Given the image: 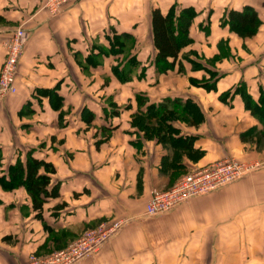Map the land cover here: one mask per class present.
<instances>
[{"label":"crops","instance_id":"1","mask_svg":"<svg viewBox=\"0 0 264 264\" xmlns=\"http://www.w3.org/2000/svg\"><path fill=\"white\" fill-rule=\"evenodd\" d=\"M156 7L195 11L166 71ZM246 8L260 19L252 35L224 21ZM21 25L18 89L0 102V178L32 155L54 167L39 172L57 194L37 209L24 184L0 179V264H26L114 220L122 228L75 264H264V122L245 97L260 103L264 91V0H78L57 14L44 0H0V69ZM227 157L260 165L145 214L154 189Z\"/></svg>","mask_w":264,"mask_h":264},{"label":"built area","instance_id":"2","mask_svg":"<svg viewBox=\"0 0 264 264\" xmlns=\"http://www.w3.org/2000/svg\"><path fill=\"white\" fill-rule=\"evenodd\" d=\"M76 1L78 0H44V7L57 14L63 7ZM27 38L28 31L21 25L6 41V57L0 69V102L17 92V73ZM259 165L257 161L227 157L198 167L183 174L169 188L154 189L147 202L145 214L155 216L166 212L194 197L236 181ZM122 226V220H114L109 224L103 223L87 229L64 248L47 255L31 253L26 264H75L83 257L97 252Z\"/></svg>","mask_w":264,"mask_h":264},{"label":"trees","instance_id":"3","mask_svg":"<svg viewBox=\"0 0 264 264\" xmlns=\"http://www.w3.org/2000/svg\"><path fill=\"white\" fill-rule=\"evenodd\" d=\"M192 8H186L181 13H177L175 7H172L167 13H164L159 7L152 10V26L154 44L157 49L156 65L159 70H168L175 66L179 59L182 47L191 40L189 36V27L195 16ZM229 23L232 29L245 32L246 35H252L260 25V19L255 10L246 8L244 11H231L224 19ZM117 38H112V40ZM179 70H183V65L179 60ZM247 103L254 113L261 114L260 118L264 122V91H262L261 102L251 103L248 95H245ZM264 138V132L261 133ZM25 166V165H24ZM18 163L11 167V178H0L6 183L12 185L22 183L31 193L34 207L41 209L45 200L57 194L54 187H49L51 177L47 173H40V167H44L46 172L54 171V167L46 162L40 161L29 155L26 166Z\"/></svg>","mask_w":264,"mask_h":264},{"label":"rangeland","instance_id":"4","mask_svg":"<svg viewBox=\"0 0 264 264\" xmlns=\"http://www.w3.org/2000/svg\"><path fill=\"white\" fill-rule=\"evenodd\" d=\"M193 19H194V17H193ZM193 19H192V20H193Z\"/></svg>","mask_w":264,"mask_h":264}]
</instances>
